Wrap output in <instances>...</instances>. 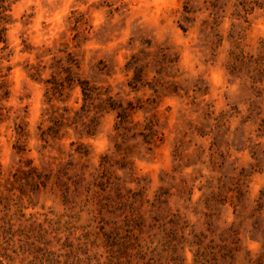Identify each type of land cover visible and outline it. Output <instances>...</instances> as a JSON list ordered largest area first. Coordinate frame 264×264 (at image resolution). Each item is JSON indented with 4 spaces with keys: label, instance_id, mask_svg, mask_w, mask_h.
I'll return each mask as SVG.
<instances>
[{
    "label": "rangeland",
    "instance_id": "rangeland-1",
    "mask_svg": "<svg viewBox=\"0 0 264 264\" xmlns=\"http://www.w3.org/2000/svg\"><path fill=\"white\" fill-rule=\"evenodd\" d=\"M0 24V264H264V0Z\"/></svg>",
    "mask_w": 264,
    "mask_h": 264
},
{
    "label": "trees",
    "instance_id": "trees-1",
    "mask_svg": "<svg viewBox=\"0 0 264 264\" xmlns=\"http://www.w3.org/2000/svg\"><path fill=\"white\" fill-rule=\"evenodd\" d=\"M2 7H3V5H2ZM4 8V7H3ZM2 12V11H1ZM5 30V27H4V25H1L0 24V41L2 40V41H5L4 40V37H3V31Z\"/></svg>",
    "mask_w": 264,
    "mask_h": 264
}]
</instances>
